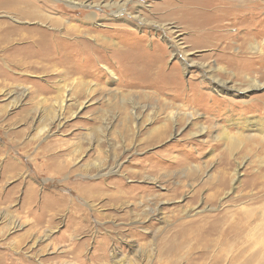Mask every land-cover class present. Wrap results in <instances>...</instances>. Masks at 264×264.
I'll return each mask as SVG.
<instances>
[{
  "label": "rangeland",
  "instance_id": "obj_1",
  "mask_svg": "<svg viewBox=\"0 0 264 264\" xmlns=\"http://www.w3.org/2000/svg\"><path fill=\"white\" fill-rule=\"evenodd\" d=\"M68 1L0 0V264H263L264 0Z\"/></svg>",
  "mask_w": 264,
  "mask_h": 264
},
{
  "label": "bare ground",
  "instance_id": "obj_2",
  "mask_svg": "<svg viewBox=\"0 0 264 264\" xmlns=\"http://www.w3.org/2000/svg\"><path fill=\"white\" fill-rule=\"evenodd\" d=\"M59 1V0H58ZM61 1V0H60ZM64 1V0H63ZM78 1H81V0H73V1H68L69 3V5L71 6V7H81V6H85V5H83V3H78ZM126 3V2H125ZM125 3H124V5H125ZM242 3V2H241ZM240 3V4H241ZM243 4V3H242ZM91 6V4H89L87 7H90ZM106 6H108V7H118L119 8V4L118 3H110V4H107ZM100 7V6H99ZM245 7V6H244ZM123 8H119V10H122ZM35 11V13L37 14V11L36 10H34ZM38 15V14H37ZM39 15H43L41 12H39ZM44 16V15H43ZM47 17V16H46ZM44 18H45V16H44ZM55 24H60V22H59V19H57L56 21H55ZM10 39V38H9ZM256 42V41H255ZM245 45H247L248 46V48H250V50L252 51V52H259V46H258V44H253V43H245ZM235 46V45H234ZM247 48V49H248ZM246 49V48H245ZM261 52V51H260ZM259 52V53H260ZM185 56V55H184ZM186 57V56H185ZM186 61V59L184 58V62ZM187 62V61H186ZM203 68V67H202ZM211 71V70H210ZM211 74V73H210ZM209 74V75H210ZM211 76V75H210ZM246 79H248V78H246ZM255 80V79H254ZM214 81V80H213ZM252 82H248V86H249V88H253V87H256V88H260V87H262L263 85H264V83H262V82H256V81H253V80H251ZM231 88L233 89V87H230V88H228V85H226V83L225 82H220V81H218V82H214V90H216L217 92H222V91H224V90H226L227 92H229L228 90H231ZM234 90V89H233ZM236 91H238V92H241V90H236ZM224 93H225V91H224ZM183 113V112H182ZM172 115L174 116L173 117V119L174 120H176V118H178V117H180V116H183V115H181L180 114V112H175V113H172ZM192 116V114H190V113H188V114H186V116L185 117H187V116ZM192 118V117H191ZM184 119V118H183ZM233 119V118H232ZM236 120V119H235ZM228 121V120H227ZM229 124L230 125H235V126H239L240 125V127H243V128H254V132L257 130V132H259V134L261 135V136H263V138H264V122L263 121H261V122H258V121H255V120H251V121H249V120H243L242 122L238 119L237 121H235V122H232V120L229 122ZM257 127H258V129H257ZM234 128V127H233ZM239 128V127H238ZM223 130V135H224V139L227 141V142H229L230 143V145L231 146H235L236 144H237V142H239V141H237V140H235V139H237L236 137L234 138V140H233V137L232 136H230V134H229V132H227V127L225 128V127H223L222 128ZM156 130V129H155ZM154 131V130H153ZM159 131H161V130H159ZM203 131H205L204 130V127L202 126V127H200V132H203ZM157 132V131H156ZM165 132V131H164ZM153 133V132H152ZM151 133V134H152ZM160 133V132H159ZM161 133H162V131H161ZM160 133V134H161ZM154 134H156V133H154ZM164 134V133H163ZM252 134V132H250V134H249V136L250 137H252V136H254L253 134ZM153 135V134H152ZM151 135V136H152ZM193 135H195V134H193ZM197 135V134H196ZM155 136V135H154ZM158 138V137H157ZM234 142H235V144H234ZM264 193V192H263ZM256 197V196H255ZM264 197V196H263ZM261 199V198H260ZM258 203V202H257ZM259 207V206H258ZM252 210V209H251ZM254 210L255 209H253V211H249L248 210V212H246L247 213V217H246V223L245 224H243V226L240 228V229H236V230H238V233L239 234H242V232L244 231V230H246V228L248 227V226H251L252 225V222L256 219V218H258V217H256V218H254L255 217V214L253 213L254 212ZM259 219V218H258ZM241 221V220H240ZM261 221H262V225H263V228H264V215L262 216V218H261ZM226 223V222H225ZM257 223V222H256ZM255 223V224H256ZM225 226V225H224ZM220 227V226H219ZM231 229H232V227H231ZM229 230V229H228ZM263 230V229H262ZM224 233V232H223ZM227 233V232H226ZM263 234H264V231H263ZM228 235V234H227ZM263 237L261 238V243L258 245V246H261V249H260V251H259V254L258 255H255V256H253V258H252V260H251V262L253 263V261H256L259 257H260V259H261V261L262 260H264V235H262ZM226 237V236H225ZM254 255V254H253ZM180 260V259H179ZM248 260V259H247ZM248 263H250V261L248 262ZM263 263V262H262ZM264 264V263H263Z\"/></svg>",
  "mask_w": 264,
  "mask_h": 264
}]
</instances>
